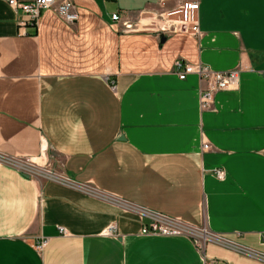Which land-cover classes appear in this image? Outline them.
Returning a JSON list of instances; mask_svg holds the SVG:
<instances>
[{"label":"crops","instance_id":"obj_1","mask_svg":"<svg viewBox=\"0 0 264 264\" xmlns=\"http://www.w3.org/2000/svg\"><path fill=\"white\" fill-rule=\"evenodd\" d=\"M74 2L76 23L46 8L22 27L0 0V155L58 164L96 192L0 162V264H264V0H201L200 36L164 29L179 0ZM178 58L243 69L203 109ZM129 205L226 242L204 253L143 233L150 219Z\"/></svg>","mask_w":264,"mask_h":264},{"label":"built area","instance_id":"obj_2","mask_svg":"<svg viewBox=\"0 0 264 264\" xmlns=\"http://www.w3.org/2000/svg\"><path fill=\"white\" fill-rule=\"evenodd\" d=\"M165 5L167 0H160ZM10 6L25 15L20 23L25 25L38 26L39 19L43 9L53 8L57 14L69 23H76L79 20V12L74 0H7ZM201 0H179L177 6L172 9H164L158 14V18L163 22L162 25L167 32H188L195 36H200L202 30L200 28V10ZM165 7V6H164ZM114 19H119V14L113 15ZM127 28H133V24L126 20L124 22ZM243 68L238 67L226 71H218L210 66L202 63L193 64L182 58H178L174 62V70L180 77L185 79L189 74H196L200 77V103L203 109H208L214 104L215 93L219 90L229 89L239 82V74ZM112 90H117V85L112 83ZM209 148L208 144H204V149ZM0 162H6L18 167L24 173L30 176H43L45 178L80 188L82 190L96 192L90 186L78 182L76 179L68 175L63 169L54 171L45 165L37 164L35 161L24 158H13L10 156L0 155ZM218 176H223L224 171L217 170ZM129 208L141 218L150 219L148 224H144L143 233H155L163 235H186L193 239L200 251L205 253L208 242H226L224 238L212 232L206 226L192 225L185 220L170 216L168 214L149 210L141 206H131ZM62 232H66L61 227ZM110 233L116 231L115 225L108 228ZM264 239V235H263ZM46 240L38 242L37 246L42 249ZM205 264H219L215 258H209Z\"/></svg>","mask_w":264,"mask_h":264},{"label":"rangeland","instance_id":"obj_3","mask_svg":"<svg viewBox=\"0 0 264 264\" xmlns=\"http://www.w3.org/2000/svg\"><path fill=\"white\" fill-rule=\"evenodd\" d=\"M37 164H41L40 162H36ZM48 168H51L54 171H59L61 169V167L58 164H53L51 163L50 165H45Z\"/></svg>","mask_w":264,"mask_h":264}]
</instances>
